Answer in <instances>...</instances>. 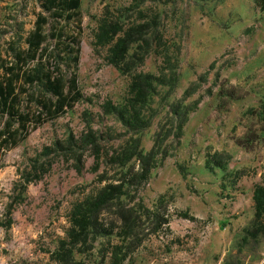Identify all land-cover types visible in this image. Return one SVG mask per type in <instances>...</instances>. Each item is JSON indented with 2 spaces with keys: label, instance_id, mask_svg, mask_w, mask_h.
Returning a JSON list of instances; mask_svg holds the SVG:
<instances>
[{
  "label": "rangeland",
  "instance_id": "obj_1",
  "mask_svg": "<svg viewBox=\"0 0 264 264\" xmlns=\"http://www.w3.org/2000/svg\"><path fill=\"white\" fill-rule=\"evenodd\" d=\"M40 10L0 0L1 60L25 48ZM79 14L82 100L0 158V263L264 264V235H246L264 184V12L81 0ZM130 86L146 92L147 128L108 113L129 116ZM96 193L117 198L74 227Z\"/></svg>",
  "mask_w": 264,
  "mask_h": 264
},
{
  "label": "trees",
  "instance_id": "obj_2",
  "mask_svg": "<svg viewBox=\"0 0 264 264\" xmlns=\"http://www.w3.org/2000/svg\"><path fill=\"white\" fill-rule=\"evenodd\" d=\"M38 1L41 10L25 38V48L12 49L8 61L0 59V158L33 131L64 116L82 100L75 73L82 36L81 0ZM253 2L264 12V0ZM115 47L117 53H123L121 41ZM131 91L134 97L128 117L122 111L108 113L129 127L137 122L147 128L149 121L143 122L138 117L148 100L146 92L139 88ZM137 156L138 160L142 159L140 153ZM116 198V195L96 193L77 204L71 213L73 226L84 230L97 223L100 211L111 206ZM252 200L254 218L246 235L255 238L264 235V184L254 187Z\"/></svg>",
  "mask_w": 264,
  "mask_h": 264
},
{
  "label": "built area",
  "instance_id": "obj_3",
  "mask_svg": "<svg viewBox=\"0 0 264 264\" xmlns=\"http://www.w3.org/2000/svg\"><path fill=\"white\" fill-rule=\"evenodd\" d=\"M0 264H2V263H0Z\"/></svg>",
  "mask_w": 264,
  "mask_h": 264
}]
</instances>
